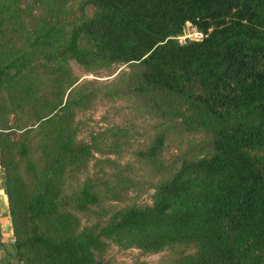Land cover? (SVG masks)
<instances>
[{
  "label": "trees",
  "instance_id": "16d2710c",
  "mask_svg": "<svg viewBox=\"0 0 264 264\" xmlns=\"http://www.w3.org/2000/svg\"><path fill=\"white\" fill-rule=\"evenodd\" d=\"M0 0V170L21 264H111L107 247L170 264H264V0ZM205 34L175 36L184 21ZM124 63L109 80H78ZM132 99L137 138H78L77 114ZM202 153L163 159L167 141ZM178 138V139H177ZM131 155L150 203L113 205L135 181L74 173L94 152ZM146 183V186H145ZM91 213L95 221H89ZM131 264H143L134 261Z\"/></svg>",
  "mask_w": 264,
  "mask_h": 264
},
{
  "label": "rangeland",
  "instance_id": "374dc122",
  "mask_svg": "<svg viewBox=\"0 0 264 264\" xmlns=\"http://www.w3.org/2000/svg\"><path fill=\"white\" fill-rule=\"evenodd\" d=\"M77 1L78 0H73L71 3L73 4ZM69 65L77 75L78 80H109L119 69L126 68V64L124 63H111L107 66L100 67L95 71H86L72 61L69 62ZM134 104L135 103L132 99L118 98L105 102H97L91 109L81 111L77 114V117L80 119L78 138H83L88 141L91 135H95L111 125H124L135 138L141 136L143 132L148 133L152 125V119L143 113L132 110L131 106L134 107ZM201 141L202 137L200 134H190L181 138L183 144H180L179 146H177L179 143L168 140L166 147L162 152V158L175 159L181 154H201L203 149ZM93 152L95 157H107L112 160V162H95V159H91L86 162L80 170L74 173V178L95 175L111 178L115 177L116 173L123 172L130 176L136 184L123 189L119 199L106 200L104 203H112L113 205L150 203V196L153 189L136 186L139 185V182H142L143 179H146L148 175L143 172L138 161L134 159L133 155H131V149H125L120 154ZM87 218L89 221H95L97 217L91 213ZM105 252L106 257L110 258L111 264H131L134 261H141L143 264H170L172 258L171 251L167 249L149 252L142 251L135 246L119 248L111 245L106 248Z\"/></svg>",
  "mask_w": 264,
  "mask_h": 264
},
{
  "label": "crops",
  "instance_id": "0c3cea01",
  "mask_svg": "<svg viewBox=\"0 0 264 264\" xmlns=\"http://www.w3.org/2000/svg\"><path fill=\"white\" fill-rule=\"evenodd\" d=\"M12 238V231L7 214L6 197L2 186H0V264H21L14 259L11 246Z\"/></svg>",
  "mask_w": 264,
  "mask_h": 264
},
{
  "label": "built area",
  "instance_id": "2783aa9c",
  "mask_svg": "<svg viewBox=\"0 0 264 264\" xmlns=\"http://www.w3.org/2000/svg\"><path fill=\"white\" fill-rule=\"evenodd\" d=\"M204 32L198 29L192 22L184 21L180 32L175 36L179 41L198 40L204 36Z\"/></svg>",
  "mask_w": 264,
  "mask_h": 264
}]
</instances>
